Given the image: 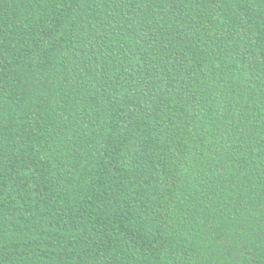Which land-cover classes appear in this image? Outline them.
Wrapping results in <instances>:
<instances>
[{"label": "trees", "instance_id": "16d2710c", "mask_svg": "<svg viewBox=\"0 0 264 264\" xmlns=\"http://www.w3.org/2000/svg\"><path fill=\"white\" fill-rule=\"evenodd\" d=\"M0 264H264V0H0Z\"/></svg>", "mask_w": 264, "mask_h": 264}]
</instances>
